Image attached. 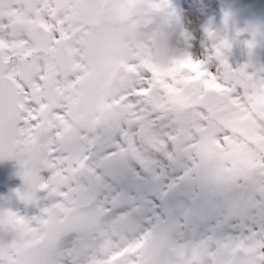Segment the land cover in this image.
I'll list each match as a JSON object with an SVG mask.
<instances>
[{
  "label": "snow or ice",
  "instance_id": "obj_1",
  "mask_svg": "<svg viewBox=\"0 0 264 264\" xmlns=\"http://www.w3.org/2000/svg\"><path fill=\"white\" fill-rule=\"evenodd\" d=\"M169 8L0 0V159L47 201L0 209V264H264V65L211 25L161 65Z\"/></svg>",
  "mask_w": 264,
  "mask_h": 264
},
{
  "label": "rangeland",
  "instance_id": "obj_2",
  "mask_svg": "<svg viewBox=\"0 0 264 264\" xmlns=\"http://www.w3.org/2000/svg\"><path fill=\"white\" fill-rule=\"evenodd\" d=\"M179 5L178 14L172 7V0H169V10L174 12L180 18L181 22L191 33L189 41V51L194 59H204L210 54L212 42L208 40L206 28L209 25L212 28L219 27L224 24L225 15L230 18L231 31L229 40L232 43L231 50L227 53L229 63L235 68L248 63L250 60L257 66L264 65V41L258 42L253 50V55L249 56V49L245 43L251 40V36L245 32L235 29L233 23L237 18L242 25L258 24L264 28V0H174ZM238 7L244 9L246 17L240 19V13H234ZM239 33V34H238ZM4 206L1 205L0 209Z\"/></svg>",
  "mask_w": 264,
  "mask_h": 264
},
{
  "label": "clouds",
  "instance_id": "obj_3",
  "mask_svg": "<svg viewBox=\"0 0 264 264\" xmlns=\"http://www.w3.org/2000/svg\"><path fill=\"white\" fill-rule=\"evenodd\" d=\"M172 11L157 13L155 15V28L158 33V48L156 60L163 66H167L177 58H186L189 51V41L192 33L185 28L183 23ZM220 39H229L231 24L225 23L213 29ZM241 32H247L251 39L255 38L257 42L264 41V28L258 24H246L240 29ZM187 33V36L185 35ZM255 34V36H254ZM192 55V54H191Z\"/></svg>",
  "mask_w": 264,
  "mask_h": 264
},
{
  "label": "flooded vegetation",
  "instance_id": "obj_4",
  "mask_svg": "<svg viewBox=\"0 0 264 264\" xmlns=\"http://www.w3.org/2000/svg\"><path fill=\"white\" fill-rule=\"evenodd\" d=\"M13 175L17 176L16 187H18V189H19L18 190V196L19 197L17 199H19L20 198L19 193H24V192L28 191L29 189H28V185L25 183V180L20 175V168H19L18 162L16 164V167L14 168ZM37 195L40 198V206H37L35 204H26L21 199L17 200L16 207H17L18 213L20 215L32 217V216H37L40 214L41 208L47 203V201L44 199V197L46 196V193L45 192H39ZM8 203H14V200H10V202H8Z\"/></svg>",
  "mask_w": 264,
  "mask_h": 264
},
{
  "label": "water",
  "instance_id": "obj_5",
  "mask_svg": "<svg viewBox=\"0 0 264 264\" xmlns=\"http://www.w3.org/2000/svg\"><path fill=\"white\" fill-rule=\"evenodd\" d=\"M12 159H0V180L2 178V174H3V171H4V168L7 164V161H11Z\"/></svg>",
  "mask_w": 264,
  "mask_h": 264
}]
</instances>
